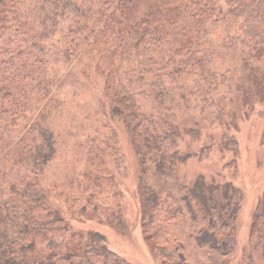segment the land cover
Masks as SVG:
<instances>
[{
  "label": "trees",
  "instance_id": "16d2710c",
  "mask_svg": "<svg viewBox=\"0 0 264 264\" xmlns=\"http://www.w3.org/2000/svg\"><path fill=\"white\" fill-rule=\"evenodd\" d=\"M215 30L227 32L222 45L240 55L247 84L235 82L234 91L242 106L261 101L264 0H0V264H129L102 235L73 229L52 205L64 201L83 220L98 221L93 199L43 185L57 150L48 123L60 104L52 97L62 84L55 68L79 58L93 64L109 116L130 136L141 172V229L159 264H230L239 191L202 175L179 195L148 185L144 177L151 170L169 177L201 154L181 152L180 141L195 138L194 130L143 113L134 87L155 70L150 101H173L174 80L203 72L213 61ZM211 76V83L226 81ZM92 144L93 164L103 172L102 156L116 161L118 154L108 142ZM105 214L121 230L117 213ZM250 234L264 264V193Z\"/></svg>",
  "mask_w": 264,
  "mask_h": 264
},
{
  "label": "rangeland",
  "instance_id": "374dc122",
  "mask_svg": "<svg viewBox=\"0 0 264 264\" xmlns=\"http://www.w3.org/2000/svg\"><path fill=\"white\" fill-rule=\"evenodd\" d=\"M226 35L221 30L211 33L213 61L203 72L196 70L187 78L174 80L169 87L174 91L173 101H150V84L158 75L155 70L147 74L146 84H135L142 112L172 122L182 131L193 129L195 138L184 136L179 149L201 154L178 165L169 177L161 179L151 170L144 180L159 193L170 190L175 195L199 175L231 183L239 191L240 205L230 264H263L250 224L264 193V95L261 101L242 106L234 88L235 82L247 84L245 74L240 69V55L222 45ZM87 63L85 58H79L55 68L62 84L54 89L52 97L60 104L51 112L48 123L55 134L57 150L44 170L43 185L55 193L90 197L99 207V220L89 221L75 215L64 201H52L73 229L99 233L109 250L129 264H159L141 229L137 196L141 172L130 136L123 123L109 116L103 81L94 72L93 64ZM211 75H222L226 81L214 78L211 83ZM226 137L232 138L234 144ZM96 139L108 142L118 154L116 161L102 156L103 172L93 164L92 143ZM105 210L116 212L122 219L121 230L114 228Z\"/></svg>",
  "mask_w": 264,
  "mask_h": 264
}]
</instances>
